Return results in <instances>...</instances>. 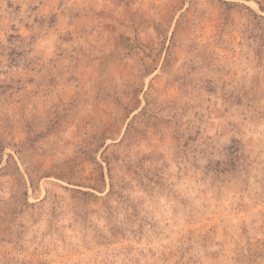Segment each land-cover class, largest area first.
<instances>
[{"label": "rangeland", "instance_id": "obj_1", "mask_svg": "<svg viewBox=\"0 0 264 264\" xmlns=\"http://www.w3.org/2000/svg\"><path fill=\"white\" fill-rule=\"evenodd\" d=\"M0 264H264V0H0Z\"/></svg>", "mask_w": 264, "mask_h": 264}]
</instances>
